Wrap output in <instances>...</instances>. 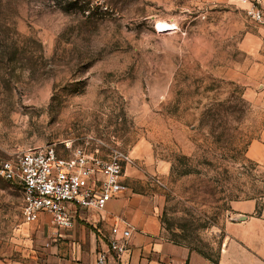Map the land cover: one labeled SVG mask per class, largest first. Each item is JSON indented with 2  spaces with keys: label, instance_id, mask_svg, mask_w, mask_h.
<instances>
[{
  "label": "rangeland",
  "instance_id": "obj_1",
  "mask_svg": "<svg viewBox=\"0 0 264 264\" xmlns=\"http://www.w3.org/2000/svg\"><path fill=\"white\" fill-rule=\"evenodd\" d=\"M232 0H0V153L132 156L167 234L216 258L231 202L264 197V28ZM159 22L172 30L159 32ZM138 150L134 154V150ZM136 153V152H135ZM126 181V182H127ZM0 178V264H45L47 233Z\"/></svg>",
  "mask_w": 264,
  "mask_h": 264
},
{
  "label": "crops",
  "instance_id": "obj_2",
  "mask_svg": "<svg viewBox=\"0 0 264 264\" xmlns=\"http://www.w3.org/2000/svg\"><path fill=\"white\" fill-rule=\"evenodd\" d=\"M259 88L258 101L255 96L252 100L264 110V74ZM247 156L264 163V125ZM126 181L124 178L126 189L108 201L103 210L71 206L72 228H57L49 213L39 214L35 222L40 223L49 239V246L44 248L45 264H95L98 253L109 248L111 229L115 225L124 229L127 223L133 227L127 250L121 256L111 254L110 264H264V197L231 202L215 263L171 238L161 222L157 199L135 191L133 179Z\"/></svg>",
  "mask_w": 264,
  "mask_h": 264
},
{
  "label": "built area",
  "instance_id": "obj_3",
  "mask_svg": "<svg viewBox=\"0 0 264 264\" xmlns=\"http://www.w3.org/2000/svg\"><path fill=\"white\" fill-rule=\"evenodd\" d=\"M245 7L246 16L264 28V0H232ZM134 165L129 152L112 148L108 157L87 153L78 146L69 158L56 155L54 147H38L11 157L0 153V178L17 185L23 194L24 219L35 222L41 212L50 214L57 228H72L70 207L103 210L108 201L126 189V169ZM133 227L111 229L109 248L100 251L95 264H110L111 254L121 256L126 250Z\"/></svg>",
  "mask_w": 264,
  "mask_h": 264
},
{
  "label": "bare ground",
  "instance_id": "obj_4",
  "mask_svg": "<svg viewBox=\"0 0 264 264\" xmlns=\"http://www.w3.org/2000/svg\"><path fill=\"white\" fill-rule=\"evenodd\" d=\"M173 26L167 22H159L156 29L159 32L172 30Z\"/></svg>",
  "mask_w": 264,
  "mask_h": 264
},
{
  "label": "trees",
  "instance_id": "obj_5",
  "mask_svg": "<svg viewBox=\"0 0 264 264\" xmlns=\"http://www.w3.org/2000/svg\"><path fill=\"white\" fill-rule=\"evenodd\" d=\"M178 241H180V240H178ZM199 252H200L201 254H203L204 256H206L207 258H209L211 261L217 263V259H216V258H212V257H210L209 255L205 254L204 252H201V251H199Z\"/></svg>",
  "mask_w": 264,
  "mask_h": 264
}]
</instances>
